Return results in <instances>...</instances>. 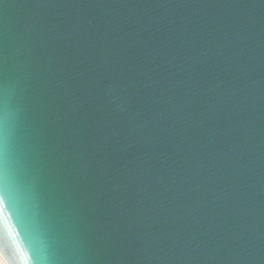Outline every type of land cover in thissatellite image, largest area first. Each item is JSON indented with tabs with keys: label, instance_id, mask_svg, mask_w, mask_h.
Returning a JSON list of instances; mask_svg holds the SVG:
<instances>
[{
	"label": "water",
	"instance_id": "obj_1",
	"mask_svg": "<svg viewBox=\"0 0 264 264\" xmlns=\"http://www.w3.org/2000/svg\"><path fill=\"white\" fill-rule=\"evenodd\" d=\"M0 263L264 264V0H0Z\"/></svg>",
	"mask_w": 264,
	"mask_h": 264
},
{
	"label": "snow or ice",
	"instance_id": "obj_2",
	"mask_svg": "<svg viewBox=\"0 0 264 264\" xmlns=\"http://www.w3.org/2000/svg\"><path fill=\"white\" fill-rule=\"evenodd\" d=\"M16 199V192L8 182L3 172H0V202H13ZM5 264H7V261H5Z\"/></svg>",
	"mask_w": 264,
	"mask_h": 264
},
{
	"label": "bare ground",
	"instance_id": "obj_3",
	"mask_svg": "<svg viewBox=\"0 0 264 264\" xmlns=\"http://www.w3.org/2000/svg\"><path fill=\"white\" fill-rule=\"evenodd\" d=\"M1 264V263H0Z\"/></svg>",
	"mask_w": 264,
	"mask_h": 264
}]
</instances>
